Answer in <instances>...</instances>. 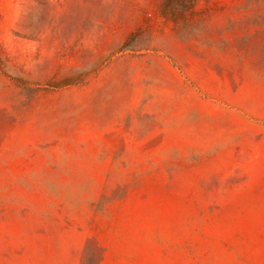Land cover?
Wrapping results in <instances>:
<instances>
[{"label":"rangeland","instance_id":"1","mask_svg":"<svg viewBox=\"0 0 264 264\" xmlns=\"http://www.w3.org/2000/svg\"><path fill=\"white\" fill-rule=\"evenodd\" d=\"M0 264H264V0H0Z\"/></svg>","mask_w":264,"mask_h":264}]
</instances>
